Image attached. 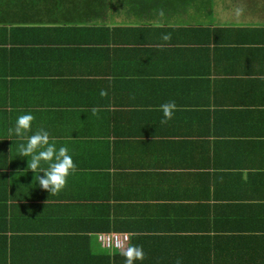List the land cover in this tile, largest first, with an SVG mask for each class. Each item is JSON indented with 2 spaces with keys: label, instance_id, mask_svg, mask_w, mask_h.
<instances>
[{
  "label": "crops",
  "instance_id": "obj_1",
  "mask_svg": "<svg viewBox=\"0 0 264 264\" xmlns=\"http://www.w3.org/2000/svg\"><path fill=\"white\" fill-rule=\"evenodd\" d=\"M152 12L0 8V264H264V0ZM26 112L76 165L57 193L9 138Z\"/></svg>",
  "mask_w": 264,
  "mask_h": 264
},
{
  "label": "clouds",
  "instance_id": "obj_2",
  "mask_svg": "<svg viewBox=\"0 0 264 264\" xmlns=\"http://www.w3.org/2000/svg\"><path fill=\"white\" fill-rule=\"evenodd\" d=\"M175 107L174 101L160 105L164 117L162 123L172 118ZM34 120L35 117L30 112L17 116L8 130L9 138L16 137L21 141L17 156L27 158L26 169L34 173L35 182L50 193H57L66 186L76 165L69 149L63 145L57 147L56 140L47 129L32 131ZM121 255L125 257L124 264H135L136 261L144 259L143 249L137 245L129 246Z\"/></svg>",
  "mask_w": 264,
  "mask_h": 264
},
{
  "label": "trees",
  "instance_id": "obj_3",
  "mask_svg": "<svg viewBox=\"0 0 264 264\" xmlns=\"http://www.w3.org/2000/svg\"><path fill=\"white\" fill-rule=\"evenodd\" d=\"M212 0H0V8L13 10L15 8H28L35 7L39 8L44 12V15L41 17V20L46 19L45 21H49L52 19H61L57 16L60 11H64L65 9H74L77 11H87V13H91L95 11H103L104 16H94V15H86V17H63L65 21H69L71 23H75L79 20L89 21L91 19H103L101 20L103 23L107 24L106 13L109 15L111 11L117 9L113 2L119 4L122 9L120 10H150L151 14H154L152 11H159L160 9H174L178 7H184L192 5L191 7H206L207 3H210ZM28 6V7H26ZM46 13L52 12L53 16L47 15ZM84 16V15H83ZM93 16V17H92ZM98 23H100L98 21ZM110 27L111 25L108 24ZM108 26H104V28H108ZM111 232V231H109Z\"/></svg>",
  "mask_w": 264,
  "mask_h": 264
},
{
  "label": "built area",
  "instance_id": "obj_4",
  "mask_svg": "<svg viewBox=\"0 0 264 264\" xmlns=\"http://www.w3.org/2000/svg\"><path fill=\"white\" fill-rule=\"evenodd\" d=\"M99 240L107 248L120 250L130 241V233L118 231L102 232L99 234Z\"/></svg>",
  "mask_w": 264,
  "mask_h": 264
},
{
  "label": "rangeland",
  "instance_id": "obj_5",
  "mask_svg": "<svg viewBox=\"0 0 264 264\" xmlns=\"http://www.w3.org/2000/svg\"><path fill=\"white\" fill-rule=\"evenodd\" d=\"M113 4H114V6H115L116 8H118V9H122V7H120L118 3L113 2ZM191 6H192V5H189V7H191ZM193 10H195V9H193Z\"/></svg>",
  "mask_w": 264,
  "mask_h": 264
}]
</instances>
